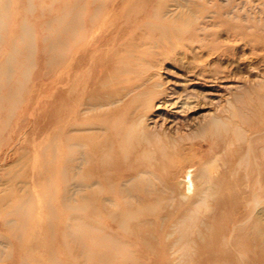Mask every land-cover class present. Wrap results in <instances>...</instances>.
<instances>
[{"label": "rangeland", "instance_id": "rangeland-1", "mask_svg": "<svg viewBox=\"0 0 264 264\" xmlns=\"http://www.w3.org/2000/svg\"><path fill=\"white\" fill-rule=\"evenodd\" d=\"M121 1L97 48L113 49L112 70L128 56L130 85L116 89L142 102L147 153L121 158L147 165L78 200L51 171L62 173L66 148L60 41L68 12L94 16L113 1L0 0V264H264V134L246 153L230 113L264 90V0Z\"/></svg>", "mask_w": 264, "mask_h": 264}, {"label": "bare ground", "instance_id": "bare-ground-1", "mask_svg": "<svg viewBox=\"0 0 264 264\" xmlns=\"http://www.w3.org/2000/svg\"><path fill=\"white\" fill-rule=\"evenodd\" d=\"M112 1L113 3L107 8L96 10L94 16H89L88 11L83 10V8L79 9L78 15L75 16L72 12H68L66 15L65 37L60 41L63 47L64 69L68 84L66 148L63 151L62 173L55 168L53 162L51 164V171H53L56 178L53 179L54 183H52L55 185L56 182H62L67 189L65 194L72 198L76 196L78 200L98 197L96 193H82L81 190L85 186L89 187L98 182L113 187L116 182L124 180L126 176L145 171L144 168L147 165V159H141L139 162L131 161V163L122 160L132 150L143 155L147 153L146 147L143 145V137L146 136L144 131L140 130L141 127L137 122L144 112L143 110H140L141 113L138 112L137 114L134 112L138 104H142V102L139 97L124 99L128 94L118 93L116 89L120 85H130V78L123 77V74L126 75L130 64L127 61L128 56L123 55L124 59H121L119 66L112 70L114 57L110 53L113 49L108 51L97 48L106 41L107 27L109 24H113L111 16L114 15L110 7H115L117 3L115 0ZM126 1L121 2L126 3ZM23 34L27 36L30 44V38H33V34L29 31H25ZM9 35L8 38H11V35ZM51 49L56 59L57 47ZM116 49H119L117 51L119 52L122 49H129V46L123 47L121 45ZM28 64H30V61L26 63L25 70ZM122 80L129 81L124 82ZM117 84L118 86H116ZM85 95H87V98ZM236 101L239 105H235L237 102L235 104L231 103L230 113L235 118L234 124L239 126L241 124L243 129L242 134L239 133L241 138H244L241 149L246 146L248 148L246 153L251 150L256 154L255 144L262 140V134H264L261 133L264 124V90L254 93L247 90ZM106 106L108 108H104ZM85 111H91V113L84 115ZM88 120L91 121L89 124H87ZM212 121L214 132L228 133V123L221 118H213ZM88 125H91V127H87ZM152 144L156 152L166 153L168 150L164 144L158 141L152 142ZM176 153L168 151L167 163L175 157ZM246 155L243 154L242 161L245 160L244 156ZM162 162L161 164H163ZM259 166L264 167L263 159L258 160L256 165L258 170H260ZM253 168L256 169L252 167L251 172H254ZM56 172L59 175L58 178ZM202 175L208 177L206 173ZM260 181L262 187H264V175L260 176ZM73 187L78 189L74 190ZM128 190V187H125L122 191L127 195ZM261 196H263V193L258 195V197ZM77 227L74 225L73 229ZM82 228H86L85 225Z\"/></svg>", "mask_w": 264, "mask_h": 264}]
</instances>
